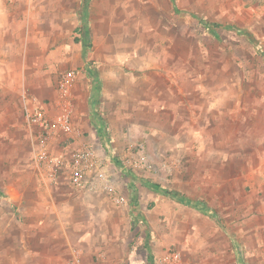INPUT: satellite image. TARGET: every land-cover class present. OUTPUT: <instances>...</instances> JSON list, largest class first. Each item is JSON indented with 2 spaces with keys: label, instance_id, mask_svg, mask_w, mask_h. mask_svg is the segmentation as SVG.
Masks as SVG:
<instances>
[{
  "label": "rangeland",
  "instance_id": "1",
  "mask_svg": "<svg viewBox=\"0 0 264 264\" xmlns=\"http://www.w3.org/2000/svg\"><path fill=\"white\" fill-rule=\"evenodd\" d=\"M0 38L15 40L6 60L0 54V264H53L46 252L57 247L26 215L44 206L51 182L38 167L27 102L52 101L58 76L75 69L95 108L94 81L107 68L158 80L175 72L188 106L214 117L189 136L201 156H174L148 134L125 145L128 156L105 153L127 203L110 198L107 231L99 222L80 229L89 233L66 264H264V197L249 209L252 184L264 181V0H0ZM125 170L143 185L132 195Z\"/></svg>",
  "mask_w": 264,
  "mask_h": 264
},
{
  "label": "crops",
  "instance_id": "2",
  "mask_svg": "<svg viewBox=\"0 0 264 264\" xmlns=\"http://www.w3.org/2000/svg\"><path fill=\"white\" fill-rule=\"evenodd\" d=\"M14 41L13 39L1 40L0 38V54L4 56L3 60H6L7 55L12 54L11 48H7V46H12ZM147 60V58H142L140 65L146 67ZM150 73L147 70L126 71L110 68L100 70L99 76H96L100 83L97 80L94 81L96 82L94 90L97 92L99 89L100 95V103L95 108L85 104L88 94L91 96L94 93L82 91V74H79L74 90L76 131L73 134H68L70 136L63 133L55 134L50 141L52 153L59 154L66 145L78 144L87 140L94 145L97 152V163L102 165L103 155H111L116 159L128 156L131 153V147L125 148V145L137 142L142 135L148 134L156 137V140L164 139L169 142V149L175 151V154H172L174 156L187 157L192 155V152L197 156L203 155L202 149L191 150L189 136L198 138L202 130L195 128L194 125H200V123L212 119L214 117L212 113L215 110L208 108L204 111L203 108H197V105L188 106L190 101L187 88L175 72H171L166 79L160 80L155 79ZM17 75L20 73L17 72ZM12 82L13 85L10 87L13 90H18L16 83L19 81H11L10 84ZM26 84L27 87H30L29 83ZM56 98L57 93L52 101L47 103L41 101L49 114L56 111ZM28 103L29 101L27 106ZM220 111V103H218L217 116ZM62 139H67L65 140L67 144L59 146L58 141ZM38 167L45 182L51 181L45 171L40 166ZM210 168L215 170L216 166L212 165ZM125 171L127 172L124 177L127 178V186L132 195V192L136 190V185L140 190L143 185L141 181H134L135 178L131 176V172ZM202 171L204 173V167ZM234 171L233 166L230 172L234 173ZM215 172L219 173V171H213V173ZM201 179V182L204 183L205 178ZM213 180L217 182V185L221 181L217 176H214ZM49 184L45 188L49 196L44 199V206L26 208V215L31 220L33 228L44 227L42 228L44 237L53 238L56 242L57 247L46 252L48 256L45 261L53 264L55 262L66 264L73 255L72 249L77 243L78 235L92 233V222H99L100 230L107 231L108 221L112 217L110 216L111 199L100 188L76 190L69 184L68 178L63 175L57 181H51ZM219 186L220 189L221 186ZM118 187L124 193L120 189L121 184ZM250 195L253 197V201H250L249 209L254 210L259 207L254 199L264 197V181L253 183ZM34 200L39 205V200L36 198ZM29 202L27 201V203ZM85 222H88L87 225ZM86 226L89 232L79 231Z\"/></svg>",
  "mask_w": 264,
  "mask_h": 264
},
{
  "label": "built area",
  "instance_id": "3",
  "mask_svg": "<svg viewBox=\"0 0 264 264\" xmlns=\"http://www.w3.org/2000/svg\"><path fill=\"white\" fill-rule=\"evenodd\" d=\"M78 79L75 69L65 70L58 76L55 84L56 111L53 114H49L36 97L29 100L27 118L38 148L37 162L51 181H57L63 175L76 190L100 188L116 204H126L127 197L119 190L116 177L104 165L97 163V152L92 143L83 140L66 145L59 154L51 151L50 141L55 134L68 135L76 131L74 90ZM76 260L79 261V258Z\"/></svg>",
  "mask_w": 264,
  "mask_h": 264
},
{
  "label": "trees",
  "instance_id": "4",
  "mask_svg": "<svg viewBox=\"0 0 264 264\" xmlns=\"http://www.w3.org/2000/svg\"><path fill=\"white\" fill-rule=\"evenodd\" d=\"M168 193H171L170 191H168Z\"/></svg>",
  "mask_w": 264,
  "mask_h": 264
}]
</instances>
